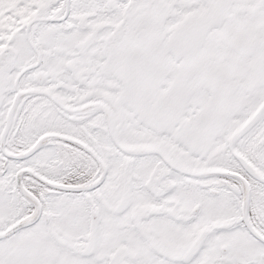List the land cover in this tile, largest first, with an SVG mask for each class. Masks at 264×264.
Wrapping results in <instances>:
<instances>
[{
  "label": "snow or ice",
  "instance_id": "1",
  "mask_svg": "<svg viewBox=\"0 0 264 264\" xmlns=\"http://www.w3.org/2000/svg\"><path fill=\"white\" fill-rule=\"evenodd\" d=\"M0 264H264V0H0Z\"/></svg>",
  "mask_w": 264,
  "mask_h": 264
}]
</instances>
